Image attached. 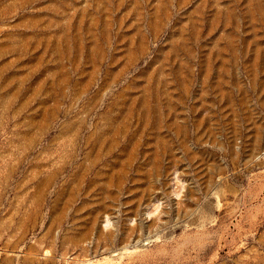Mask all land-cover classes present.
I'll return each mask as SVG.
<instances>
[{
	"label": "rangeland",
	"instance_id": "374dc122",
	"mask_svg": "<svg viewBox=\"0 0 264 264\" xmlns=\"http://www.w3.org/2000/svg\"><path fill=\"white\" fill-rule=\"evenodd\" d=\"M0 264H264V0H0Z\"/></svg>",
	"mask_w": 264,
	"mask_h": 264
}]
</instances>
